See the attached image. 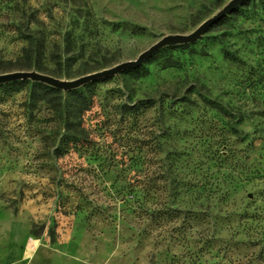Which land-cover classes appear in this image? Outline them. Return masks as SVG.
<instances>
[{"label":"rangeland","instance_id":"374dc122","mask_svg":"<svg viewBox=\"0 0 264 264\" xmlns=\"http://www.w3.org/2000/svg\"><path fill=\"white\" fill-rule=\"evenodd\" d=\"M233 1L0 0V77L101 74ZM13 36L39 42L31 70ZM62 92L73 127L20 94L0 107V264H264V0L71 91L92 97L87 115ZM122 106L144 109L130 121ZM76 133L92 145L54 154Z\"/></svg>","mask_w":264,"mask_h":264},{"label":"trees","instance_id":"16d2710c","mask_svg":"<svg viewBox=\"0 0 264 264\" xmlns=\"http://www.w3.org/2000/svg\"><path fill=\"white\" fill-rule=\"evenodd\" d=\"M32 24L28 25L27 31L30 32L32 30ZM19 31L18 25H10L8 27V33L12 35H16V33ZM12 39L16 41V43L22 44L24 47L20 58L17 60V63L20 62H27L28 65H26L23 70H31L32 69V62L37 60L41 57L40 54H36L35 50L40 48L39 42H37L35 39H33L31 36H24L22 38H14ZM28 47V51L26 49ZM25 58L24 61L22 59ZM10 63V65L14 64V61H6ZM1 65V64H0ZM176 65L173 64L172 61L167 62L165 69L175 68ZM7 71H0V74H4ZM22 95V98L24 100L23 108L29 110H33L38 104H47L52 107L54 113H56V116L59 117V122L65 120L67 127H73L70 126L69 118L72 114H70V111H67V101L64 98V93L60 90L54 89L52 87H49L44 84L40 83H34L31 81H25V82H16L11 83L7 85L0 86V107H7L11 106L16 96ZM69 96L72 98L73 101V109L77 110V113L79 115H87L88 113L92 112L94 110V102L91 96L83 95L79 92H70ZM14 100V101H13ZM143 106H135L133 108H130L129 106H122L118 110L120 112V115L125 120H130L134 118V115H141ZM146 109V108H145ZM66 116L64 117V113H66ZM28 117H31L32 114L30 112H27L26 114ZM69 117V118H67ZM65 118V119H63ZM67 118V119H66ZM67 120V121H66ZM41 133H38V137H42ZM42 143L48 142L50 139H44L43 137ZM45 144V143H44ZM91 142H88L87 140H83L81 136L76 134H70L63 136L60 143L54 150V147L52 148L54 150V154L58 156L63 155H69L72 153H78L85 151L87 148L91 146Z\"/></svg>","mask_w":264,"mask_h":264},{"label":"water","instance_id":"95a60500","mask_svg":"<svg viewBox=\"0 0 264 264\" xmlns=\"http://www.w3.org/2000/svg\"><path fill=\"white\" fill-rule=\"evenodd\" d=\"M248 0H234L223 12L207 21L205 24L200 26V28L191 36L187 37H176L173 39H166L153 47L148 52L144 53L136 62L128 63L121 65L113 70L106 71L101 74H97L94 76H90L78 81L74 82H59L47 77H43L40 75H32V74H14L8 76L0 77V86L16 83V82H25L31 81L34 83H40L52 87L54 89L60 91H76L80 88L87 86L88 84L94 83L96 81L110 78L116 75H119L123 72L130 70H137L140 68L150 57L155 55L160 50L169 47V46H187L196 43L200 40L216 23L220 22L222 19L226 18L230 14H232L235 10L240 8L243 4H245Z\"/></svg>","mask_w":264,"mask_h":264}]
</instances>
